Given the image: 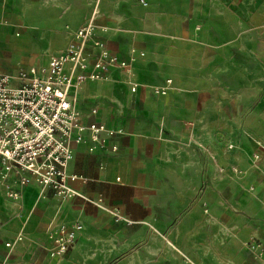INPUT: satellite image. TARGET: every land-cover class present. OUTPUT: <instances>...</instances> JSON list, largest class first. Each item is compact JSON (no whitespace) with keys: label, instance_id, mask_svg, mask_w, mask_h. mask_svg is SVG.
<instances>
[{"label":"crops","instance_id":"1","mask_svg":"<svg viewBox=\"0 0 264 264\" xmlns=\"http://www.w3.org/2000/svg\"><path fill=\"white\" fill-rule=\"evenodd\" d=\"M147 2L0 0V73L13 83L65 51L92 17L108 50L134 59L76 92L84 121L120 130L70 143L77 195L32 182L8 201L0 178V215L14 218L2 234L44 244L5 264H264L247 246L264 244L260 47L257 72L245 62L263 0ZM76 222V244L52 259V225Z\"/></svg>","mask_w":264,"mask_h":264},{"label":"built area","instance_id":"2","mask_svg":"<svg viewBox=\"0 0 264 264\" xmlns=\"http://www.w3.org/2000/svg\"><path fill=\"white\" fill-rule=\"evenodd\" d=\"M138 1L148 6L147 0ZM89 46L98 53L88 50ZM133 60H121L108 50L96 37L92 17L76 31L66 50L52 55L46 66L21 70L16 83L10 75L0 73V178L9 199L19 201L23 189L32 182L52 189L64 199L78 194L69 185V180L77 178L67 172L73 157L70 143H82L87 138L97 142L104 132L113 135L120 130L84 121L77 108L76 92L87 81L105 79L114 68L130 69ZM156 93L165 94L166 89H157ZM96 113L93 109L91 114ZM231 169L239 171L235 165ZM82 230L79 222L52 225L48 234L52 259L66 255ZM20 240L22 236L16 237V241ZM247 246L264 261L261 241L255 239Z\"/></svg>","mask_w":264,"mask_h":264},{"label":"rangeland","instance_id":"3","mask_svg":"<svg viewBox=\"0 0 264 264\" xmlns=\"http://www.w3.org/2000/svg\"><path fill=\"white\" fill-rule=\"evenodd\" d=\"M137 3H139L138 0H135ZM140 4V3H139ZM264 4V0H263ZM250 17H247V20ZM250 25H251V33H247L246 39H247V53L251 52V56L246 54L245 62H246V69L250 71V73H253L258 65L254 62L253 59V53L257 51V46L260 47V55H261V74L263 76V93H262V102H264V7L260 12H254L251 14L250 18ZM260 43V46L258 45ZM249 47V48H248ZM247 70V71H248ZM6 200L10 201L7 196L5 198ZM14 221V218L12 216H3L0 215V264H5V259L3 256H6V259H9L10 257L15 258L17 261L21 260L22 254H25L24 252H27L29 250H34L37 252H41L44 249V244L39 241L31 240L28 236L24 234L23 231H19L18 233L11 234L10 232L4 235L2 234L3 229L9 228L11 225V222ZM22 236V240L16 241V237ZM8 242H12L13 245L11 247L7 246ZM19 264V262L17 263Z\"/></svg>","mask_w":264,"mask_h":264}]
</instances>
